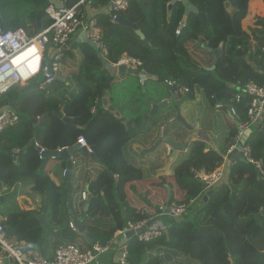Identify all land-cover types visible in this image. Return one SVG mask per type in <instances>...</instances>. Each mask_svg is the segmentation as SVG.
I'll return each mask as SVG.
<instances>
[{"label": "trees", "instance_id": "16d2710c", "mask_svg": "<svg viewBox=\"0 0 264 264\" xmlns=\"http://www.w3.org/2000/svg\"><path fill=\"white\" fill-rule=\"evenodd\" d=\"M171 1L130 2L122 17L136 24L144 39L132 29L112 23L108 15L93 16L106 46L105 62L115 64L127 54L142 62L140 71L172 83L178 100L193 101L196 92H200L211 106L233 99L237 88L246 83H263L264 17H258L249 32L241 26L248 14L250 0H187L197 12L188 14L179 36L175 31L182 23L184 5L177 2L169 13ZM261 1L264 7V0ZM226 2L232 7L231 13L225 10ZM105 4L106 0H94L93 6ZM48 5L49 0H17L15 6L0 5L2 22L9 29L22 28L32 34V26L26 25L35 24L38 16L44 17ZM3 10L7 12L6 17ZM200 13L205 15V24ZM44 24L47 26L49 22ZM75 47H79L81 53L77 68L67 70L65 59L74 55L66 50L59 63V73L66 82L55 81V92L43 90L38 80H33L0 96V109L8 108L19 118L17 124L0 132V185H10L19 179L31 181L34 183L32 190L43 197L47 206L44 224H40L35 211L15 212L6 209L7 206H0V214L6 215L4 229L9 237L27 243L45 258L60 245L75 244L79 236L69 226L72 200L67 199L65 184L57 186L45 173L40 148L47 152L73 148L77 146V139L83 137L102 166L96 179L87 187L92 198L86 215L88 219L112 216L113 224L107 231L91 235L94 242L87 244L89 248L95 244L105 246L128 223L136 224L150 218L125 206V185L140 180L142 174L127 164L120 146L114 143L110 131L103 128L97 118L101 112L98 110L99 101L113 86V78L90 46L78 44ZM208 49H220L222 55L214 70L206 75L200 71L212 67L214 61ZM191 53H195V60L191 59ZM86 89L89 94L84 101ZM248 103L249 98L244 96L235 106L241 119L245 117ZM92 108H95L94 112L90 111ZM61 109L66 118L72 119L73 125H66L53 116ZM45 114H48L46 118L33 124V120ZM133 121L137 127L149 125L142 117ZM253 129L247 144L253 158L261 160L264 167V134L260 133V130L264 132V120L260 128ZM137 133L129 127L126 135L132 139ZM237 135L236 128L231 130L226 149L220 152L207 150L206 144L199 140L189 143L186 159L173 174L174 185L183 198L176 202L171 197V203L192 202L187 214L174 223L169 221L159 238L143 242L132 236L127 240V264H163L161 259L157 260L163 251L172 252L191 264H264V216L256 217L264 208V177L259 176L252 166L235 162L229 167L226 181L212 189L204 205L201 201L204 187L196 178L197 173L208 175L221 167L223 156ZM32 140L38 147L31 146ZM77 154L89 155L82 148L76 149L73 161ZM58 159L64 167L65 160ZM74 163L77 167L78 163ZM75 171L73 181L76 183L83 175L80 168ZM83 192V189L73 188L72 199L76 201L77 195L81 198ZM116 196L118 202L124 203V210L119 206L116 212V207H109L110 202L115 203ZM68 203H71L70 208ZM149 253L152 255L146 260Z\"/></svg>", "mask_w": 264, "mask_h": 264}, {"label": "crops", "instance_id": "0c3cea01", "mask_svg": "<svg viewBox=\"0 0 264 264\" xmlns=\"http://www.w3.org/2000/svg\"><path fill=\"white\" fill-rule=\"evenodd\" d=\"M250 3L257 7L261 5L263 14L259 16L263 18L264 7L262 1L250 0L249 5ZM95 13L96 15H106L102 10H98ZM38 17H41V25L44 26L45 21H48L45 15L44 17ZM26 26H32L33 32L37 29L36 20L35 24L32 25L30 23ZM243 30L249 32L246 28ZM80 33L81 32L77 33L72 38V40L68 44V48L66 49L70 50L74 55V57H68L65 59L67 70H70V68H77L76 64L81 53L79 47L76 49L75 46L78 44H83L82 42L77 41ZM102 61L104 62V60ZM103 64V68L108 70L106 68L107 62H104ZM108 71L114 82L111 89L106 90L109 91L110 94L108 102L109 105H113L115 109L119 111L121 117L124 118L125 122L121 123L118 118H116L112 113L108 112L105 108L102 107L101 100L105 96V93L101 97V100L98 104V110H100L101 112L99 113V115H97V118L101 126L110 131L114 139V143L120 146L122 155L127 164L135 169L140 170L142 174L140 180L133 181L125 185L123 190V194L125 196V206L134 209L137 212L147 214L150 217L149 219H153L156 224H159L163 227V229H166L168 227L170 219L167 216L164 222H160L159 219L165 217L164 208L167 205L169 194H171V197L176 202L180 201L183 198L182 193L174 185L173 174L174 169L179 166L185 159L189 143L191 141L199 140L206 144L207 150L220 152L221 149H226L228 133L235 128L237 129L238 122L235 118H233V116L229 114L228 110H226L225 108H218V106L222 104L221 102H216L211 106L209 102H206V100L203 99L207 104L206 106H200L199 104H197L195 102V100L198 101L197 97H199V99L203 98V95L200 94V92H196V96L193 101L183 102L179 107L181 116L188 124V126L191 127V130L182 127L181 124L176 121L173 123H169V121L176 116V107L174 106V103H170L161 108L158 111L156 117L146 119L145 117L148 116L153 104H161V102L169 98V90L164 86L162 82L156 79L157 77L155 78L154 76L147 74L145 71L144 72L148 75V77L145 78L144 82H141V79L138 76L119 75L114 71ZM142 71L143 70H141L140 72ZM58 75L62 76V78L64 79L63 83H65L66 79L63 77V75L60 73ZM67 85L68 83H66V86ZM40 88H42V86ZM117 93H119L121 96L119 99L116 98ZM88 94L89 90L86 89L83 96L84 101H86ZM178 101V98H176V103H178ZM93 109L95 108H92L90 111H95ZM137 117H142L144 122H149V125L137 127L133 121L134 118ZM152 121H154V123ZM129 127L134 128L138 132L132 139L127 138L126 135ZM81 128L83 127H79V129ZM251 130L253 131L254 129L252 128ZM163 137L171 138L175 142L183 144L185 147L184 151L177 153L173 159H170V148H168L165 144H161L153 153L147 155L142 153V151L154 146V144ZM92 154H77V157L74 161L78 163L77 167L81 169L83 177H80L81 179L76 183L75 180L73 181V178L75 177V175L73 176V173L76 172L75 168L77 167L75 166V163L72 159V163L74 165L71 172L72 190L76 187H78L80 190L83 189L87 193L86 200L83 201L81 198H79V195H77L76 201L73 200V191L71 199L69 200L67 190V199L69 201L72 200V212L70 211L69 218L70 223L72 216L75 218H82V227H84L83 224L86 226L83 229L89 239H93L91 235L96 236L100 232L107 231L113 224L112 216H99L94 219H88L86 215L89 205L85 209V203L87 201L90 202L92 198L91 194L87 191V187L90 182L92 183L96 179L98 171L102 169V166L97 162L96 157H91ZM231 159L232 157L230 156L229 163H225V165L221 166V169L223 171V178L221 183L226 181V174L229 171ZM42 166L44 167V165ZM65 169L66 161L65 166L63 167L61 160H59L58 158L48 159L45 164V173L48 175V177H50L51 180H53V182L57 186H60L63 183L66 187V181L63 180ZM115 179H117L116 176ZM169 185L171 186V188L169 187ZM33 186V182L20 179L10 185H0V206H7L6 209H11L15 212L35 211L38 213L37 215H39L44 206L43 197L36 191L32 190ZM124 203L118 202V197L116 196L115 203L110 202L109 207H116L115 211L117 212V208H119V206L120 208L122 207V210H124L123 208L125 206H122L124 205ZM195 205L198 204L195 203ZM46 220L47 218L45 214L44 223L46 222ZM5 221L6 215L4 214V222ZM89 230H92L90 231L91 233L89 232ZM118 232L119 231H117L113 235V238L110 240L113 242V250H111L108 254L102 255L100 257V264H117L114 260L116 259V255L120 249V244L124 240V236L119 235ZM77 234L79 237L77 238L75 244L79 245L82 249H88V243L81 237L78 232ZM93 240L92 243L94 242ZM55 249L52 250L53 253L49 254L47 258L53 257ZM164 253L172 254L176 264H191L186 259L179 257L178 255L169 251L161 252L157 260H162L161 256ZM151 255L152 254L149 253L146 260H148ZM161 263L165 264L163 260Z\"/></svg>", "mask_w": 264, "mask_h": 264}, {"label": "built area", "instance_id": "2783aa9c", "mask_svg": "<svg viewBox=\"0 0 264 264\" xmlns=\"http://www.w3.org/2000/svg\"><path fill=\"white\" fill-rule=\"evenodd\" d=\"M55 1L61 4V8L49 4L44 9V15L49 24L47 26L41 25V29L39 31L34 30L32 34L22 28L4 31L0 19V96L13 87L25 86L39 76L42 77V85L54 84V78L59 74L60 60L68 48L69 42L79 32H83L85 37L97 47L105 62L106 46L100 29L95 25L93 16L96 15V11L102 10L109 16L110 21L115 23L116 19L128 10L132 0H106L104 6L98 5L96 8L93 6L94 0ZM181 26L182 24L176 29V36L180 35ZM111 65L115 68L123 66L126 71L131 72H139L142 68L140 60L127 54L122 55L115 64ZM141 82H144V80L141 79ZM168 84L173 86L172 83L168 82ZM244 96L249 98V103L245 117L241 119L235 111V106L241 102ZM221 103L218 108L228 110L229 114L238 122L236 141L223 156V166L225 163H229L231 152L235 144L241 139L243 132L252 128H260L264 120V79L260 85L249 82L238 87L233 99ZM18 120L17 114L10 109H1L0 132L17 124ZM173 122H175L174 118L169 121V123ZM76 145L84 148L88 154L93 153L83 137L77 139ZM36 147H38L37 144ZM61 151V149L57 150L58 153ZM42 152L44 150L40 148L39 154L41 155ZM238 152L244 158L246 164L252 166L259 176L264 177L263 163L261 160L253 158L247 142L241 146ZM196 178L203 184L204 192H207L221 184L223 171L220 167L208 175L200 172L196 174ZM86 198L87 193L83 192L81 199L85 201ZM191 204L192 202L190 204L169 203L164 211L167 210L166 216L169 219L176 221L187 214ZM147 221L136 224L128 223L127 227L119 231L118 234L124 236L126 232L132 231L134 236L143 242L161 237L165 229L156 224L155 221L144 232H138L145 226ZM69 226L73 232L77 233L72 223ZM112 243V241H109L105 246L95 244L88 249H82L79 245L73 243L60 245L55 249L53 257L47 259L27 243L9 237L4 229V217L0 214V264H100V257L113 250ZM121 249L123 254L117 263L127 264L126 246H122Z\"/></svg>", "mask_w": 264, "mask_h": 264}, {"label": "water", "instance_id": "95a60500", "mask_svg": "<svg viewBox=\"0 0 264 264\" xmlns=\"http://www.w3.org/2000/svg\"><path fill=\"white\" fill-rule=\"evenodd\" d=\"M177 2H180V3H182L184 5V16L182 18V23H181L182 24L181 27H183V26H185V23L187 21L188 14L190 12H195L196 13L197 9L193 5H191L187 0H172L168 4V12L169 13L171 12L172 6L174 4H176ZM49 4L55 6L56 8H61V4L57 3L55 0H49ZM224 7H225V10L228 13L232 12V7H231L229 2H226L224 4ZM199 16L202 19L203 23L205 24V15H204V13H200ZM0 19H1V22H2V11H1V9H0ZM115 23L124 25V26L134 30L136 32V34L141 39L144 38L143 34L138 30V27L135 24H132L131 22H128L127 20H125L122 16H119L116 19ZM2 25H3V30L4 31L9 30V28L6 27L3 23H2ZM36 28H37V31H39L41 29V17H37L36 18ZM77 41L78 42L80 41L83 44H86V45L90 46L92 48V50H94L96 52L97 56L101 60H103V57L101 56V54L97 50V47L85 37V34L83 32L80 33L79 38L77 39ZM208 51L213 54L214 61H213V65H212L211 68L206 69L204 71H200L201 74H206V75H208L211 71L214 70V68L217 65L218 59L220 58L221 53H222L220 49L213 50V51L208 49ZM48 66L49 65L47 64V67ZM106 68L108 70H110V71L116 72V74H119V75H134V76H138L142 80H145V78L148 77V75L144 71H142V72H140L138 74L137 72L126 71L123 66H118V67L115 68L113 65L107 63L106 64ZM54 79L57 82H64V79L60 75H56ZM156 79L164 84V86L169 90L170 95H169V98L167 100L161 102V104H153L151 106V109H150V112H149L148 116L145 117L146 119L151 118V117H156L157 114H158V111L161 108H163L164 106H166V105H168L170 103H174V104L176 103V98H175V95H174L175 88L173 86L169 85L167 82H165L160 77H157ZM56 88L57 87L55 85H48V84H43L42 85V89L45 90V91H48V92H55ZM109 97H110L109 91H106L105 92V96L101 100L102 107L105 108L108 112L112 113L116 118H118L121 123H124L125 120H124V118L121 117L119 111H117L113 105H109V102H108ZM120 97H121L120 94L117 93L116 94V98L119 99ZM176 104H177L175 106L176 107V118H175L176 122L180 123L185 128L191 130V127L188 126V124L185 122V120L181 116V113H180L181 111H180V108H179V104L178 103H176ZM47 116H48V114H45V115L37 118L36 120H33L32 122H33V124L36 125L38 122H41L42 119L46 118ZM53 116H56V117L60 118L66 125H73L72 119L66 118L63 115V110L62 109L59 110L58 112L53 113ZM81 129H83V128H81ZM260 133L264 134V132L262 130H260ZM251 134H252L251 129H248V130L243 132V134L241 136V139L239 140L238 143L235 144V147H234L233 151L231 152V155H232L231 164H233L235 162H238V161L246 163V161L244 160V158H242L241 154L238 151L241 148V146L244 145L245 142H247V140L250 138ZM161 144H165L168 148H170V151H171L170 159H173L176 156L177 153L183 152L184 149H185L183 144L175 142L171 138L163 137L160 140H158L154 144V146H152L151 148H149L147 150L142 151V153L145 154V155L153 153ZM31 146L36 147V142L34 140L31 141ZM76 149H80V147L79 146H75L73 148H68V149L62 150L60 153H58L57 151L56 152L44 151V152L41 153L42 165H44V166H45V164H46L48 159L61 158V159L66 161V169H65V172H64V178H65V181H66V187H67V190H68V199L69 200L71 199L72 191H73L72 190V185H71V172H72V169H73V166H74L73 163H72V155H73V151L76 150ZM82 150H85V149L82 148ZM91 157L95 158V155L92 154ZM211 194H212V190H209L202 196L201 201H202L203 205L207 202L208 197ZM170 202H171V194H169L167 205ZM88 205H89V201H87L85 203V209L87 208ZM68 207H70V203H68ZM46 208H47V206L44 204L41 213L39 215H37V219L39 220L40 224L44 223V216L46 214ZM167 213L168 212L165 209L164 214L166 215ZM260 216H264V208H263L262 212L259 215H257L256 217L258 218ZM82 220H83L82 218H75V217L72 216L71 223L74 226V228L77 230V232L81 235V237L88 244H92V240L89 239V237L87 236V234L85 233V231H84V229L82 227ZM170 221H171V223H174V220H170ZM153 223H154L153 219L148 220L147 223L145 224V226L142 227L140 230H138V232H140V233L144 232L145 229L148 228ZM132 236H134V232H132V231L126 232L124 234V240L121 242L120 249H119V251H118V253L116 255V259L114 260L115 263H117L118 259L122 257L123 252H122L121 247L124 246L126 244L127 240H129ZM161 257H162V260H163V262L165 264H176L172 254H170V253H164V254H162Z\"/></svg>", "mask_w": 264, "mask_h": 264}, {"label": "rangeland", "instance_id": "374dc122", "mask_svg": "<svg viewBox=\"0 0 264 264\" xmlns=\"http://www.w3.org/2000/svg\"><path fill=\"white\" fill-rule=\"evenodd\" d=\"M16 1L17 0H0V5L1 6H3L4 7V5H6V4H10V5H13V6H15V3H16ZM250 10H249V14H248V16H246L245 17V19L244 20H242L241 21V26H242V29H247V31H249V29L250 28H252V26L255 24V22H256V19L258 18V17H260L263 13H262V9H261V5L260 6H254L252 3H250ZM21 10V9H20ZM4 12V17H6L7 16V12L5 11V10H3ZM261 11V12H260ZM258 12H260V13H258ZM19 13V12H18ZM260 15V16H259ZM169 16V15H168ZM169 18V17H168ZM190 57H191V59H193V60H195L197 57L195 56V53H191V55H190ZM197 62H199V59L197 60ZM36 80H38V82L40 83V87L42 86V82H43V80H42V77H38ZM19 87H23V86H19ZM198 98V101H196L195 100V102L197 103V104H199L200 106L201 105H204V106H206L207 104L204 102V100H203V98H200L199 99V97H197ZM183 102H186L185 100H182V101H178V104H179V107H180V105H181V103H183ZM189 102V101H188ZM196 106V105H195ZM208 109H209V107H208ZM176 113V112H175ZM175 118H176V116H175ZM182 126V125H181ZM182 127H184V126H182ZM185 128V127H184ZM187 129V128H186ZM254 133V132H253ZM185 159H186V157H185ZM184 159V160H185ZM183 160V161H184ZM166 220V215H165V217H163L162 219H159V221L161 222V221H165ZM77 236H78V234H77ZM51 253H53V251H50L49 252V254H51ZM118 264V263H117Z\"/></svg>", "mask_w": 264, "mask_h": 264}, {"label": "clouds", "instance_id": "9594fccd", "mask_svg": "<svg viewBox=\"0 0 264 264\" xmlns=\"http://www.w3.org/2000/svg\"><path fill=\"white\" fill-rule=\"evenodd\" d=\"M121 16H122V14H121ZM183 27H184V26H183ZM139 72H140V71H139ZM139 72H138V73H139ZM167 83H168V82H167ZM174 119H175V118H174ZM175 121H176V120H175ZM251 131H252V130H251ZM252 133H253V131H252ZM247 141H248V140H247ZM213 151H214V150H213ZM224 155H225V154H224ZM231 157H232V155H231ZM221 166H222V165H221ZM205 193H206V192H204V194H205ZM204 194H203V195H204ZM170 203H171V202H170ZM167 217H168V216H167ZM149 220H151V219H149ZM170 220H171V219H170ZM125 246H126V244H125Z\"/></svg>", "mask_w": 264, "mask_h": 264}, {"label": "flooded vegetation", "instance_id": "af4514ba", "mask_svg": "<svg viewBox=\"0 0 264 264\" xmlns=\"http://www.w3.org/2000/svg\"><path fill=\"white\" fill-rule=\"evenodd\" d=\"M138 73V72H137Z\"/></svg>", "mask_w": 264, "mask_h": 264}]
</instances>
